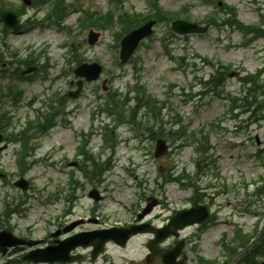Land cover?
<instances>
[{"label":"rangeland","instance_id":"1","mask_svg":"<svg viewBox=\"0 0 264 264\" xmlns=\"http://www.w3.org/2000/svg\"><path fill=\"white\" fill-rule=\"evenodd\" d=\"M9 1L14 3L15 9L23 5L22 0ZM59 1L61 0H53L41 9L26 6L24 22L27 23V32L24 34H5L0 29V91L5 90L10 83H17L20 88L25 87L28 91L25 93V100L21 102L7 101L5 110L12 117L13 126L21 130L29 119L37 121L38 110L44 109L45 115H53L54 103L43 101L55 94L64 95L69 89L70 81L76 80L72 69L78 65L68 60L71 46L78 48L76 51L80 54L76 55L84 57L83 60H100L105 70L98 82L84 86L79 98L68 99L67 115L57 119L60 123L57 128L47 135L40 134L38 130L28 133L26 137H30V142L26 154L29 157L26 160L29 164L35 163L30 171L22 172L18 167L19 155L13 153L22 148L20 145L0 151V175L6 176L5 180L0 177V218L7 203L18 201L20 204L24 201L21 200L23 193L14 186L23 175L32 181V190L27 201H24L22 216H15L14 225L22 230L19 229L20 233L28 232L36 239L46 238L55 230L53 221L60 222L61 230L75 222L83 224L78 232L97 228L94 222L96 219L106 227L113 226L115 222L117 226L131 224L138 221L139 214L142 215L141 212L148 209V198L162 201L163 204L155 208L149 217L154 223L162 225L174 210L188 204L195 193L192 186L199 185L204 189L212 185L207 192L213 194L211 199L218 212L217 218L201 235L196 232L198 241L190 249L192 253L188 255V264H202L204 259L220 258L222 244L224 248L232 245L235 230L239 226L244 233H254L257 228L259 234L253 241L256 243L264 227V193L258 196L260 191H264V120L254 122L250 120V116L241 112L243 110H237L238 116L235 117L230 111L231 99L243 92V84L239 79L227 77L225 85L219 89L220 95H201L204 85L200 84V79L207 78L215 67L203 64L200 58L227 65L230 68L227 73L239 68L245 74H256L264 65V39L246 48L242 46L244 37L239 31L211 26L206 35L178 36L171 42L166 41L170 45V49H166L161 40L167 34L168 26L163 23L157 25L153 38L139 47L133 57L134 62L122 67L119 66L120 50L115 47L119 33L115 35L95 30L102 33V38L97 45L91 46L88 44L90 30L82 29L78 23L81 13L71 16L61 26L57 24L56 17L52 20L55 24H46L44 16L46 19L49 14H53L55 10L52 8ZM111 1L65 0L64 3L77 5L85 11L101 13L111 9V5H114L113 10H117L115 0L114 3ZM122 1V10L148 11L147 0ZM219 1L235 6L244 23L260 24L264 0L217 2ZM161 3L166 10L171 11L189 6L186 13L199 21H205L209 15L219 17L225 14L216 5H204L202 0H161ZM32 49H42V55L49 56L46 59L49 69H41L35 83H19L12 74L21 68V59L25 60ZM179 59H183L182 62ZM30 61L35 60L30 58ZM47 74L48 78H44ZM102 79H109L105 84V89H109L102 88ZM143 86L148 93L160 100L170 101L172 112L167 111L169 116L166 120L178 123L175 130L182 128L187 135L178 141L169 142L172 149L160 160L154 157L156 142L140 140L143 130L153 123L142 112L140 119L147 124L145 128L141 125L137 128L129 123L117 127V119L112 115L111 118L108 117V114L96 118L92 116L95 108L108 104L106 96L109 93L118 91L123 95L128 94L129 98H136L140 97V93L136 91ZM190 94L195 97L190 98ZM3 96L0 92V98ZM34 98L37 100L30 105ZM262 98L261 96L260 99ZM210 122L215 125L212 127ZM67 124H73V128ZM106 126L109 127L106 130L109 140L117 144L116 153L113 148L104 144L101 131ZM92 129L97 133L89 149L101 164L111 162V169L106 171L97 185H86L83 184L85 182L81 174L72 165L81 143L79 135L88 134ZM193 134L196 135L190 136ZM101 144L103 146L99 147ZM73 173L75 180L85 185V188L74 191V203L71 204L66 198L72 194L70 181ZM191 183L195 185L182 187ZM93 188L104 195L102 203H95L88 197ZM57 192L60 193V200L46 205L49 198L56 197ZM69 209L72 215L65 217V212ZM2 227L3 224L0 223V229ZM225 233L228 240L221 243ZM149 237L146 234L139 235L125 248L109 246L108 255L97 262L92 261L89 255H84L86 259L73 261V264H148L145 258ZM253 262L259 264L254 260ZM152 264L162 262L156 260Z\"/></svg>","mask_w":264,"mask_h":264},{"label":"flooded vegetation","instance_id":"2","mask_svg":"<svg viewBox=\"0 0 264 264\" xmlns=\"http://www.w3.org/2000/svg\"><path fill=\"white\" fill-rule=\"evenodd\" d=\"M9 145V143H8ZM206 199V200H205ZM204 200L208 203L209 199L207 200V198H205ZM209 205V204H208ZM9 228H11L12 226H8ZM20 238L25 239V240H31L32 239V235H20ZM186 240H191V237H188ZM55 240H51L49 242H46V240H43L41 246H38L36 248L33 247H29V246H22V251L20 254L15 255V256H10L9 252L6 255H2L0 254V264H27L24 261V258L26 255H29L30 253H32L35 249H41V248H45V246L49 245V244H53ZM171 242H168V248L170 247L169 245H171ZM175 244V242H174ZM188 250V249H187ZM12 250H10L11 253Z\"/></svg>","mask_w":264,"mask_h":264},{"label":"water","instance_id":"3","mask_svg":"<svg viewBox=\"0 0 264 264\" xmlns=\"http://www.w3.org/2000/svg\"><path fill=\"white\" fill-rule=\"evenodd\" d=\"M0 21H5V23H6L5 26L6 27H11V28H15V29L19 28V23L17 21V18L14 15L10 14V13H0ZM189 30L190 31H197V32L200 31V29L197 26H195V25H191L189 27ZM89 80H92V78H89ZM74 96H76V95H74ZM165 151H166L165 145L160 144L159 147H158V154L157 155L160 156V155L164 154ZM150 209H151V207H150ZM136 232L137 231H134L133 233H136ZM48 260L51 261V262H55V261H59V260L60 261L66 260V258H65L64 255H63V257H60L58 259H56L55 257L51 256V258L47 259V261ZM165 263L173 264V263L168 262L166 259H165Z\"/></svg>","mask_w":264,"mask_h":264},{"label":"trees","instance_id":"4","mask_svg":"<svg viewBox=\"0 0 264 264\" xmlns=\"http://www.w3.org/2000/svg\"><path fill=\"white\" fill-rule=\"evenodd\" d=\"M208 1H212V0H208ZM230 10H234L235 11V8H233L232 7V9H230ZM263 89H264V87H263ZM263 92H264V90H263ZM256 94L258 93V91L257 92H255ZM262 94H264V93H262ZM264 96V95H263ZM141 102H142V106H150V107H152L151 106V104L148 102V101H144V99H141ZM261 105H262V108H264V103H261ZM247 108H249L250 110H252V109H254V111H252L255 115L256 114H258L257 112H258V110L260 109V102H258V100H257V96H254V95H251V93H250V95H249V97L247 98ZM155 107V106H154ZM120 110H119V106L117 105V114H121V113H123L124 114V112H119ZM127 112V111H126ZM135 116L136 115H134V117H132V118H135ZM53 121H54V119L53 118H51V119H48V123H44L43 122V118H41L40 117V121H39V124H40V129L41 130H43V131H45V130H47V128L51 125V124H53ZM153 130H152V132L153 131H157V130H155L154 128H152Z\"/></svg>","mask_w":264,"mask_h":264}]
</instances>
